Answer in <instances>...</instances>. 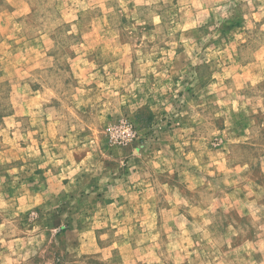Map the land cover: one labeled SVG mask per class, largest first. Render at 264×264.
<instances>
[{"label":"rangeland","instance_id":"rangeland-1","mask_svg":"<svg viewBox=\"0 0 264 264\" xmlns=\"http://www.w3.org/2000/svg\"><path fill=\"white\" fill-rule=\"evenodd\" d=\"M0 264H264V0H0Z\"/></svg>","mask_w":264,"mask_h":264}]
</instances>
